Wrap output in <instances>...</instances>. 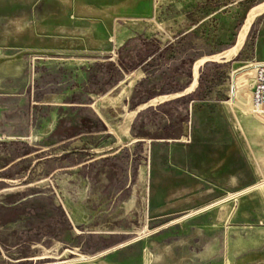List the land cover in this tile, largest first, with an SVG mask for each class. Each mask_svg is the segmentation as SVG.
Instances as JSON below:
<instances>
[{
    "label": "flooded vegetation",
    "instance_id": "flooded-vegetation-1",
    "mask_svg": "<svg viewBox=\"0 0 264 264\" xmlns=\"http://www.w3.org/2000/svg\"><path fill=\"white\" fill-rule=\"evenodd\" d=\"M159 24L155 34L147 33L144 25H138L139 31L129 29L127 42L108 57L60 58L81 61L73 71L40 74L35 67L24 94L0 95V263L84 264L75 261L78 258L47 260L60 258L66 251L68 256H88L107 247L133 244L138 233L90 231L97 217L124 218L121 223H104L106 228L143 224L150 241L143 264H147L148 251L167 240L216 233H224L219 255L194 264H231L226 241L229 229H264L262 222L232 221L239 211L236 199L223 224L207 223L201 208L240 191H224L171 163L173 143L185 146L190 161L194 150L199 156L205 148L231 142L228 121L217 111L223 103L221 90L213 92L204 82L219 84L233 62L200 67L195 90L186 93L193 81L194 59L222 50L164 42L168 33L173 34ZM117 91L123 100L115 105L111 99ZM209 96L215 99L208 100ZM106 99L104 109L110 121L100 112V102ZM115 129L130 142L110 149L119 143ZM178 134L184 136L174 140ZM65 170H75L74 183L58 192L51 179ZM156 179L164 180L166 194L185 192L202 205L148 218V182ZM65 201L72 202L73 217ZM258 254L264 255V246L236 257L234 264H264V260L247 261Z\"/></svg>",
    "mask_w": 264,
    "mask_h": 264
},
{
    "label": "water",
    "instance_id": "water-1",
    "mask_svg": "<svg viewBox=\"0 0 264 264\" xmlns=\"http://www.w3.org/2000/svg\"><path fill=\"white\" fill-rule=\"evenodd\" d=\"M158 15L154 0H0V49L19 51L13 55H0V95L24 94L29 72L35 67L40 74H47L59 69L73 71L78 67L77 63L81 62L60 58L108 57L111 52L127 42L125 34L129 29L140 30L138 25L148 27L147 33H157ZM262 16L264 1L246 11L233 45L194 59L193 81L186 93L195 90L200 67L207 63L228 65L243 53L248 43L250 27ZM263 49L264 33L260 32L254 57L257 62H264ZM83 51L93 54L82 53ZM122 100L120 91L115 92L111 99L115 105ZM107 101L108 99L100 102V112L110 121L104 109ZM217 111L226 121L222 106L218 105ZM228 129L232 135L229 144L205 148L199 156L194 150L190 161L186 158L185 146L173 143L170 151L171 163L224 191H243L256 185V179L242 147L229 126ZM115 131L119 143L110 149L130 142L123 139L118 129ZM182 136L184 134H178L173 139L180 140ZM74 171L58 172L57 179L56 176L51 179L53 186L57 189L70 187L69 184L74 183ZM148 184L150 189L146 194L145 205L148 218L180 213L202 205V202H193L195 197L192 199L185 192L166 194L163 189L166 185L164 180L156 179L153 183L150 180ZM152 185H155L157 190H152ZM64 203L73 217V212L69 210L72 202ZM181 203L186 206H180ZM123 220V217L116 215L109 220L97 217L92 220L96 227L90 231L140 233L144 229L143 224L129 229L102 226L104 223H121ZM223 238L224 233H216L211 237L194 234L186 238L167 240L148 251L147 264L209 262L222 250ZM226 241L229 260L234 264L236 257L264 246V229L233 227L229 229Z\"/></svg>",
    "mask_w": 264,
    "mask_h": 264
},
{
    "label": "rangeland",
    "instance_id": "rangeland-1",
    "mask_svg": "<svg viewBox=\"0 0 264 264\" xmlns=\"http://www.w3.org/2000/svg\"><path fill=\"white\" fill-rule=\"evenodd\" d=\"M263 1L154 0V4L158 8L159 21L173 34L168 33L164 42H173L188 48L201 46L224 50L234 44L246 11ZM162 29L164 31V28ZM260 32L264 33V16L253 22L245 50L225 68L223 80L219 84L209 79L204 82V87L214 89L213 92L217 89L221 90L220 100L223 103L220 105L256 179V185L201 208L199 211H203L202 215L207 217V223L210 224H223L235 199L238 202L239 211L233 222L249 225L264 222V115L253 114L250 92L253 70L245 68L254 59ZM176 37L180 38L175 40ZM176 47L179 48V46ZM214 99V97H208V100ZM225 132L227 134V129ZM110 133L114 134L112 130ZM243 212L248 213L246 217L242 216ZM148 234V230L144 229L135 236L133 244L119 245L115 248L107 247L88 257L80 253L68 256V251H61L60 254L62 252L64 254L60 258L47 261L61 262L74 258H89L81 262H85L84 264H143L144 249L150 244L149 238H146Z\"/></svg>",
    "mask_w": 264,
    "mask_h": 264
},
{
    "label": "built area",
    "instance_id": "built-area-1",
    "mask_svg": "<svg viewBox=\"0 0 264 264\" xmlns=\"http://www.w3.org/2000/svg\"><path fill=\"white\" fill-rule=\"evenodd\" d=\"M245 68L253 70L250 90L253 114L264 115V62H257L254 58Z\"/></svg>",
    "mask_w": 264,
    "mask_h": 264
},
{
    "label": "crops",
    "instance_id": "crops-1",
    "mask_svg": "<svg viewBox=\"0 0 264 264\" xmlns=\"http://www.w3.org/2000/svg\"><path fill=\"white\" fill-rule=\"evenodd\" d=\"M14 53L12 52V50H9V49H0V55H13ZM223 108V107H222ZM229 126V125H228ZM230 127V126H229ZM232 131V130H231ZM233 134V132H232ZM234 135V134H233ZM235 137V136H234ZM236 138V137H235ZM238 141V140H237ZM240 144V143H239ZM254 175V174H253ZM244 214L242 216L246 217L248 213L246 212H243ZM264 223V222H262ZM263 247V246H262ZM261 248V247H260ZM259 248V249H260ZM258 250V249H257ZM250 251H255V250H250ZM249 252V251H248ZM246 253V252H245ZM249 261L251 260H259V261H262L264 260V255H254L252 256L250 259H248ZM243 262H241L240 264H242Z\"/></svg>",
    "mask_w": 264,
    "mask_h": 264
},
{
    "label": "bare ground",
    "instance_id": "bare-ground-1",
    "mask_svg": "<svg viewBox=\"0 0 264 264\" xmlns=\"http://www.w3.org/2000/svg\"><path fill=\"white\" fill-rule=\"evenodd\" d=\"M87 259H89V258L76 259L75 261H85V260H87Z\"/></svg>",
    "mask_w": 264,
    "mask_h": 264
}]
</instances>
